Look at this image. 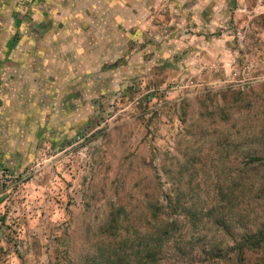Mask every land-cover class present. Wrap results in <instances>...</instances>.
Wrapping results in <instances>:
<instances>
[{"label": "rangeland", "instance_id": "374dc122", "mask_svg": "<svg viewBox=\"0 0 264 264\" xmlns=\"http://www.w3.org/2000/svg\"><path fill=\"white\" fill-rule=\"evenodd\" d=\"M261 226L264 0H0V264L161 230L158 264H248Z\"/></svg>", "mask_w": 264, "mask_h": 264}, {"label": "trees", "instance_id": "16d2710c", "mask_svg": "<svg viewBox=\"0 0 264 264\" xmlns=\"http://www.w3.org/2000/svg\"><path fill=\"white\" fill-rule=\"evenodd\" d=\"M169 230H161L159 234H153L147 240V244L150 245V249L145 257H140L138 264H142L143 260H147L149 264H158L160 252L163 251V247L168 243L171 235H169ZM166 237V238H165ZM241 250L245 255H250L253 258L252 262H247L246 258H243L241 262H246L248 264H264V226L259 227L256 230L250 231L241 240ZM140 254H136V257ZM243 256V257H244ZM123 258L118 256L117 261L108 260L106 264H121ZM244 264V263H241Z\"/></svg>", "mask_w": 264, "mask_h": 264}, {"label": "crops", "instance_id": "0c3cea01", "mask_svg": "<svg viewBox=\"0 0 264 264\" xmlns=\"http://www.w3.org/2000/svg\"><path fill=\"white\" fill-rule=\"evenodd\" d=\"M250 0H248V2H249ZM253 5H251V7H252Z\"/></svg>", "mask_w": 264, "mask_h": 264}]
</instances>
